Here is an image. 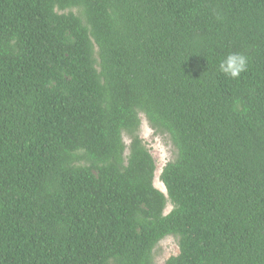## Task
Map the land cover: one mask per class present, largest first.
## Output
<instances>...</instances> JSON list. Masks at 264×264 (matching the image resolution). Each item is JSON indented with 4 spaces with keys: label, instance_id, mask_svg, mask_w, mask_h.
<instances>
[{
    "label": "trees",
    "instance_id": "16d2710c",
    "mask_svg": "<svg viewBox=\"0 0 264 264\" xmlns=\"http://www.w3.org/2000/svg\"><path fill=\"white\" fill-rule=\"evenodd\" d=\"M167 236L164 264H264V0H0V264H155Z\"/></svg>",
    "mask_w": 264,
    "mask_h": 264
},
{
    "label": "rangeland",
    "instance_id": "374dc122",
    "mask_svg": "<svg viewBox=\"0 0 264 264\" xmlns=\"http://www.w3.org/2000/svg\"><path fill=\"white\" fill-rule=\"evenodd\" d=\"M140 128L139 136L143 140L150 154L155 161V173H154V186L162 191L166 192L164 185L159 180V175L163 166L172 161L175 157V149L172 146L169 137L165 133H156L148 124L145 117L140 114ZM124 141L126 144L129 143V138L124 134ZM127 154V149L125 150ZM162 189H161V188ZM171 205L167 203L164 213L169 212ZM178 253L177 238L174 236H167L163 238L154 249V262L155 264H164L165 260L170 256Z\"/></svg>",
    "mask_w": 264,
    "mask_h": 264
},
{
    "label": "clouds",
    "instance_id": "9594fccd",
    "mask_svg": "<svg viewBox=\"0 0 264 264\" xmlns=\"http://www.w3.org/2000/svg\"><path fill=\"white\" fill-rule=\"evenodd\" d=\"M227 61L229 67L232 68L233 77L237 76L239 72L244 70L245 60L242 56H229Z\"/></svg>",
    "mask_w": 264,
    "mask_h": 264
},
{
    "label": "bare ground",
    "instance_id": "6f19581e",
    "mask_svg": "<svg viewBox=\"0 0 264 264\" xmlns=\"http://www.w3.org/2000/svg\"><path fill=\"white\" fill-rule=\"evenodd\" d=\"M161 188V187H160ZM162 189V188H161ZM162 191H164V190H162Z\"/></svg>",
    "mask_w": 264,
    "mask_h": 264
},
{
    "label": "water",
    "instance_id": "95a60500",
    "mask_svg": "<svg viewBox=\"0 0 264 264\" xmlns=\"http://www.w3.org/2000/svg\"><path fill=\"white\" fill-rule=\"evenodd\" d=\"M164 194H166V192Z\"/></svg>",
    "mask_w": 264,
    "mask_h": 264
}]
</instances>
